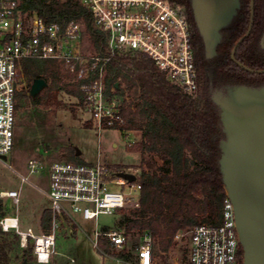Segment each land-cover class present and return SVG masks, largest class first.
I'll return each mask as SVG.
<instances>
[{
  "label": "built area",
  "instance_id": "1",
  "mask_svg": "<svg viewBox=\"0 0 264 264\" xmlns=\"http://www.w3.org/2000/svg\"><path fill=\"white\" fill-rule=\"evenodd\" d=\"M93 16L95 26L106 34V54L85 52V28L71 23L63 26L47 22L24 12L19 0H0V163L14 149L17 95L25 59L62 62L68 74L83 81V108L98 130L112 129L121 120V104L107 88L106 72L116 54H140L148 57L166 75L168 82L188 94L197 91V69L191 24L183 6L168 0H79ZM10 168V166H9ZM28 174L46 173V188L29 182L28 176L17 171L21 184H29L49 202L52 214L48 233H36L21 227L18 207L20 190L0 191V230L20 237L21 248L33 243L37 264H49L58 255V231L70 223L81 230L80 221H93L100 215H115L132 207H140L142 186L137 171L124 172L107 164H77L56 161L45 164L32 159ZM128 173L134 182L118 176ZM8 200L16 211L7 215ZM97 247L99 239H107L114 248L123 249L127 238L124 231L110 229L93 233ZM189 238L188 264H242L243 254L236 230L233 204L226 197L219 225L202 224L178 234ZM153 240L146 235L136 251L134 264H154Z\"/></svg>",
  "mask_w": 264,
  "mask_h": 264
},
{
  "label": "trees",
  "instance_id": "2",
  "mask_svg": "<svg viewBox=\"0 0 264 264\" xmlns=\"http://www.w3.org/2000/svg\"><path fill=\"white\" fill-rule=\"evenodd\" d=\"M168 1L184 7L195 29L193 45L197 91L188 94L171 84L153 61L140 54L114 55L106 72L107 88L109 91L115 89L121 104V120L112 129L119 130L126 137L129 132L136 133L138 141L129 150L141 155L138 167L142 186L140 207L122 212L119 227L126 238L129 235H150L154 246L163 255L177 245L175 238L179 233L202 224L219 225L222 221L227 197L219 168L220 142L224 139V133L212 93L228 86L258 87L254 85L255 81L264 77V74L247 72L237 64L240 62L248 68L264 70V49L260 45L264 33V0H255L252 31L235 53L237 62L232 60L231 53L249 27L248 0L233 23L222 31V41L213 60L204 58L191 1ZM19 2L24 12L35 13L47 22L63 26L71 23L83 25L95 52L100 56L106 54V34L95 26L92 14L79 0ZM31 60L27 64L34 63L36 70L30 71L27 64L22 67V74L30 82L29 87L35 79L46 81L49 76L54 79L53 90L57 93L59 76L66 72L64 64L50 60V65L43 70V61ZM39 64L40 67L37 66ZM82 83H66L63 88L67 94L78 99L79 105L84 103ZM28 94L19 95L24 98ZM31 99L36 103L38 97ZM0 213L4 215L1 204ZM51 222V211L46 209L41 217L43 233L50 231ZM77 231V226L72 225L73 238L67 235L63 238L66 241L75 239ZM97 248L105 257H113L124 264L137 261L131 251L125 248L116 251L107 239H99ZM138 248L134 243L132 249ZM188 252L184 250L185 262H188ZM53 258L49 264H54ZM0 264H37L33 256V243L29 241L26 248H21L17 234L0 230Z\"/></svg>",
  "mask_w": 264,
  "mask_h": 264
},
{
  "label": "rangeland",
  "instance_id": "3",
  "mask_svg": "<svg viewBox=\"0 0 264 264\" xmlns=\"http://www.w3.org/2000/svg\"><path fill=\"white\" fill-rule=\"evenodd\" d=\"M85 52L88 55L95 52L87 34H85ZM29 61L33 60H23L22 67ZM41 61H43L41 69L45 70L50 65V60ZM37 66L40 67V64ZM28 68L30 71L37 69L34 63L28 65ZM46 82L48 87L39 94L37 102L34 103L29 94L24 98L19 95L29 93L31 89L27 76L21 74L17 96L15 145L6 157V165L0 163V191L20 190L21 192L18 210L24 231H27L29 227L36 231L37 215L40 211L49 209L46 197L33 186L21 184L20 178L13 171L28 176L32 185L46 188L47 184L44 180L46 173L28 174L27 164L32 159L41 160L45 164L56 161L72 163L80 161L84 164L101 162L124 172L137 171L140 174L138 167L141 164V155L129 150L138 141L136 133L129 132L126 137L117 129H96L90 115L84 111L83 105H79L78 99L67 94L63 89L66 83L77 82L75 76L68 74L67 71L59 76L57 93L53 90L54 79L48 76ZM77 151L80 155H77ZM5 203L7 215H14L15 207H12L8 200H5ZM130 209H132L131 206L115 215H100L93 221H80L83 232L78 230L75 239L70 241H66L63 237L67 235L73 238L72 225L64 224L58 231L56 246L58 255L53 258L54 264H118L117 259L105 257L98 250L93 243V233L110 229L121 230L119 224L122 220V212ZM143 239L144 237L129 235L124 248L131 251L137 258V250H133L132 246L134 243L138 246L142 245ZM175 241L177 245L164 255L159 253L157 247L152 244L155 249L154 264H188L183 260L186 254L184 250H189L188 235L175 238Z\"/></svg>",
  "mask_w": 264,
  "mask_h": 264
},
{
  "label": "water",
  "instance_id": "4",
  "mask_svg": "<svg viewBox=\"0 0 264 264\" xmlns=\"http://www.w3.org/2000/svg\"><path fill=\"white\" fill-rule=\"evenodd\" d=\"M190 1L205 57L212 59L217 55L222 31L238 14L240 0ZM253 21L252 3L249 28L231 53L235 62V53L250 35ZM260 45L264 49V34ZM237 64L248 72L264 74V70L256 71ZM47 87L44 79H35L29 96L35 99ZM213 102L219 109L224 133L220 142L219 168L226 195L234 208L242 264H264V85L257 88L228 86L225 92L213 98ZM77 155H80L79 151ZM118 176L129 182L136 180L128 173H119Z\"/></svg>",
  "mask_w": 264,
  "mask_h": 264
},
{
  "label": "flooded vegetation",
  "instance_id": "5",
  "mask_svg": "<svg viewBox=\"0 0 264 264\" xmlns=\"http://www.w3.org/2000/svg\"><path fill=\"white\" fill-rule=\"evenodd\" d=\"M246 1L247 0H240V9L239 10H241L242 9V7L244 6V5H246ZM249 1V11H250V18H251V11H252V3H253V10H254V15H255V0H248ZM264 5V4H263ZM193 12V11H192ZM253 23H254V21H253ZM250 24V23H249ZM253 27V26H252ZM191 28H192V36H193V34H194V31H195V29H194V27L193 26H191ZM197 28V27H196ZM249 28V27H248ZM198 31V30H197ZM252 31V30H251ZM198 34H199V32H198ZM264 34V33H263ZM200 36V35H199ZM201 38V37H200ZM262 39V38H261ZM202 40V39H201ZM202 43H203V41H202ZM203 54H204V58L206 59V60H213L215 57H213L212 59H207L206 57H205V52H204V45H203ZM240 63V62H239ZM242 64V63H241ZM239 66V65H238ZM245 66V65H244ZM240 67V66H239ZM247 67V66H246ZM242 68V67H241ZM251 69V68H250ZM245 70V69H244ZM252 70H256V69H252ZM257 71V70H256ZM248 72V71H247ZM250 73H253V72H250ZM253 74H260V73H253ZM254 85H256V86H258V87H261V86H263L264 85V77L262 78V80H256L255 81V83H254ZM250 87V86H249ZM257 88V87H256ZM220 92H225V87H223V88H221V89H216L213 93H212V98H214L216 95H218V93H220Z\"/></svg>",
  "mask_w": 264,
  "mask_h": 264
},
{
  "label": "crops",
  "instance_id": "6",
  "mask_svg": "<svg viewBox=\"0 0 264 264\" xmlns=\"http://www.w3.org/2000/svg\"><path fill=\"white\" fill-rule=\"evenodd\" d=\"M36 212H39L38 210H36ZM43 212H44V210L43 211H40V213L37 215V217H38V225H36V227L37 228H39V230L36 228V233H38V232H40V233H43L42 232V229H41V217H42V214H43ZM19 218H20V215H19ZM20 222H21V220H20ZM21 227H22V224H21ZM29 228H31V227H29ZM32 229V228H31ZM33 230V229H32ZM38 231V232H37ZM118 262V264H121V262L120 261H117ZM124 264V263H123Z\"/></svg>",
  "mask_w": 264,
  "mask_h": 264
}]
</instances>
